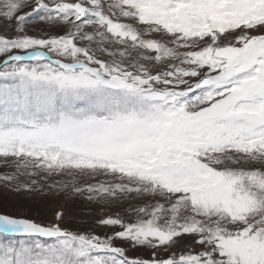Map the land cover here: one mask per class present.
I'll return each instance as SVG.
<instances>
[{"label": "snow or ice", "instance_id": "1", "mask_svg": "<svg viewBox=\"0 0 264 264\" xmlns=\"http://www.w3.org/2000/svg\"><path fill=\"white\" fill-rule=\"evenodd\" d=\"M0 20V182L137 201L97 220L111 235L0 214V264H264V0H0Z\"/></svg>", "mask_w": 264, "mask_h": 264}, {"label": "rangeland", "instance_id": "2", "mask_svg": "<svg viewBox=\"0 0 264 264\" xmlns=\"http://www.w3.org/2000/svg\"><path fill=\"white\" fill-rule=\"evenodd\" d=\"M28 9H25L27 11ZM67 26L52 25L34 18L27 25L29 35L38 38H47L50 35L63 34ZM0 34H13L10 28L5 27V22L0 20ZM6 56H0V61L6 59ZM10 171V169L0 166V174ZM103 177H97L89 180V183H96ZM51 182V181H49ZM22 192V191H20ZM25 192V191H24ZM136 200L117 201L111 204L103 202L90 201L87 194L74 195L68 192H56L54 190L29 192L21 194L17 191H11L2 182H0V214L30 219L48 225L55 222L56 213L62 212L63 219L61 226L74 232H95L100 235H111L118 229H106L97 224V220L105 215H114L120 213L124 215L129 204H136ZM191 243L188 239H180L179 242L167 252L163 249L157 250L158 255L166 258L172 252L180 254L188 250ZM115 246L122 247L129 258L150 259L153 249L148 247L133 246L131 242L117 239Z\"/></svg>", "mask_w": 264, "mask_h": 264}, {"label": "trees", "instance_id": "3", "mask_svg": "<svg viewBox=\"0 0 264 264\" xmlns=\"http://www.w3.org/2000/svg\"><path fill=\"white\" fill-rule=\"evenodd\" d=\"M8 188V187H7ZM9 189V188H8ZM11 191H14V190H11ZM33 192H36V191H33ZM18 193H21V194H25V195H27V194H29V192H24V191H22V192H18ZM35 222H37V221H35ZM37 223H40V222H37ZM40 224H42V223H40ZM45 225V224H44Z\"/></svg>", "mask_w": 264, "mask_h": 264}]
</instances>
